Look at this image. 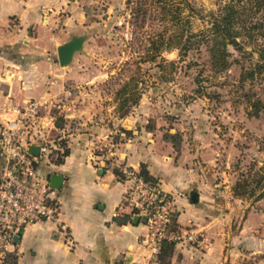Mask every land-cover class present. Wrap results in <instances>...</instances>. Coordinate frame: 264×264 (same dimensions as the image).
Returning a JSON list of instances; mask_svg holds the SVG:
<instances>
[{
	"label": "rangeland",
	"instance_id": "obj_1",
	"mask_svg": "<svg viewBox=\"0 0 264 264\" xmlns=\"http://www.w3.org/2000/svg\"><path fill=\"white\" fill-rule=\"evenodd\" d=\"M228 1L88 3L97 27L83 32V51L64 69L86 71L83 84L98 88L92 97L116 105L118 115L136 108L145 126H158L177 151L183 143L195 150L194 164L207 172L204 219L210 232L221 233L222 264H264V70L258 53L264 35L255 30L256 39L240 38L242 50L229 45V68L215 69L208 30ZM258 19L264 21V12ZM41 110L65 130L51 138L54 163L79 127L59 105ZM171 229L196 234L197 244L190 246L199 251L209 242L203 231L178 228L173 212ZM171 249L156 264H171ZM15 254L9 264H17Z\"/></svg>",
	"mask_w": 264,
	"mask_h": 264
},
{
	"label": "crops",
	"instance_id": "obj_2",
	"mask_svg": "<svg viewBox=\"0 0 264 264\" xmlns=\"http://www.w3.org/2000/svg\"><path fill=\"white\" fill-rule=\"evenodd\" d=\"M97 2L0 0V124L15 118L14 109L35 101L46 110L59 105L79 127L68 135L69 155L61 164L38 165L43 176L63 177L60 188L54 189L59 222L24 228L15 250L17 264L142 261L148 228L144 220L134 221L129 184L121 179L123 168L144 169L149 180L173 197L177 227L208 237L203 252L190 245L174 246L167 259L171 264H222L221 233L210 232L204 219L207 172L194 164L195 150L183 143L177 151L158 126H145L136 108L118 115L116 105L92 97L98 88L83 84L86 71L57 64L53 52L60 44L97 27L86 6ZM46 119L50 121L37 142H51L53 135L65 132L52 116Z\"/></svg>",
	"mask_w": 264,
	"mask_h": 264
},
{
	"label": "built area",
	"instance_id": "obj_3",
	"mask_svg": "<svg viewBox=\"0 0 264 264\" xmlns=\"http://www.w3.org/2000/svg\"><path fill=\"white\" fill-rule=\"evenodd\" d=\"M15 118L0 124V264H9L21 232L27 226L59 222L60 208L46 176L39 173L41 162L50 163L49 140L42 130L47 120L38 102L14 109ZM31 145L40 147V156L28 153ZM121 179L129 184L128 198L134 213L144 220L148 233L144 240L146 255L134 264H156L166 243L197 244V236L171 229L173 197L161 185L141 172L122 169Z\"/></svg>",
	"mask_w": 264,
	"mask_h": 264
},
{
	"label": "trees",
	"instance_id": "obj_4",
	"mask_svg": "<svg viewBox=\"0 0 264 264\" xmlns=\"http://www.w3.org/2000/svg\"><path fill=\"white\" fill-rule=\"evenodd\" d=\"M263 12L264 0H229L220 7L218 14L212 15L211 27L208 30L211 43L208 47L215 69L224 71L229 68V45L242 50L240 38L250 41L256 39L255 30L261 31V36L262 33L264 35V21L258 19V15ZM175 49H180V47L177 45ZM180 51L182 52V49ZM258 53L259 58L263 61L259 68L264 70V50ZM258 105L261 104H254L253 107L256 108ZM56 124L57 127H60V123L56 122ZM165 138L168 139L169 137L166 135ZM59 155V158L54 162L55 164H61L69 155V150L66 149ZM141 174L148 178L144 169ZM260 180H264V176ZM173 247L174 244L172 243L164 244L158 259L159 263L164 254Z\"/></svg>",
	"mask_w": 264,
	"mask_h": 264
},
{
	"label": "water",
	"instance_id": "obj_5",
	"mask_svg": "<svg viewBox=\"0 0 264 264\" xmlns=\"http://www.w3.org/2000/svg\"><path fill=\"white\" fill-rule=\"evenodd\" d=\"M87 40L86 35H74L71 37L70 40L60 44L57 47V61L59 63V66L61 68H67L69 67L76 54L83 51L85 43ZM28 153L32 156L39 157L40 156V147L37 145H31L28 148ZM0 155H1V146H0ZM49 180L50 186L53 189L60 188V183L63 181V177L58 174H51L47 177ZM134 221L137 223L140 221V218L136 216L134 218ZM15 241L19 242V237H16Z\"/></svg>",
	"mask_w": 264,
	"mask_h": 264
}]
</instances>
